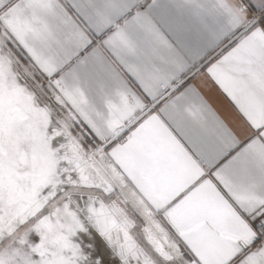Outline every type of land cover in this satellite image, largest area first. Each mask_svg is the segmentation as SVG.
<instances>
[{
	"label": "snow or ice",
	"instance_id": "6c2138e0",
	"mask_svg": "<svg viewBox=\"0 0 264 264\" xmlns=\"http://www.w3.org/2000/svg\"><path fill=\"white\" fill-rule=\"evenodd\" d=\"M0 264H264V0H0Z\"/></svg>",
	"mask_w": 264,
	"mask_h": 264
},
{
	"label": "crops",
	"instance_id": "0c3cea01",
	"mask_svg": "<svg viewBox=\"0 0 264 264\" xmlns=\"http://www.w3.org/2000/svg\"><path fill=\"white\" fill-rule=\"evenodd\" d=\"M209 99L221 111H224L230 107L226 98H224L219 92L214 91V93L209 96Z\"/></svg>",
	"mask_w": 264,
	"mask_h": 264
}]
</instances>
